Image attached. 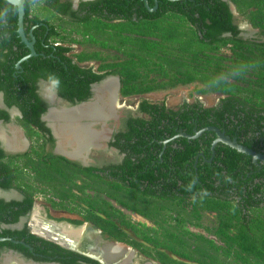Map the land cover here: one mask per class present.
Wrapping results in <instances>:
<instances>
[{"label": "trees", "instance_id": "trees-1", "mask_svg": "<svg viewBox=\"0 0 264 264\" xmlns=\"http://www.w3.org/2000/svg\"><path fill=\"white\" fill-rule=\"evenodd\" d=\"M226 1L147 0L150 9L157 5L149 12L143 0H97L86 4L91 17L71 27L82 33L81 44L115 52L106 57L100 51H83L74 58L79 63L99 61L98 72L117 75L123 98L194 84L196 95L219 97L211 108L196 101L184 102L175 111L142 100L139 111L144 117L130 119L126 133L115 137V145L127 153L121 165L109 167L104 177L96 169L75 166L66 173L75 175L80 185L62 177V186L73 185L82 193L75 199L88 206L82 212L86 220L147 256L154 254L161 264H264V165L259 169L250 157L222 144L213 154L211 132L194 140L178 137L162 150L163 141L208 127L255 152L260 145L264 148V0ZM229 3L258 30L259 39L239 36ZM32 4H25V16ZM16 29V9L0 0L1 49L8 44L2 39L5 32L18 43ZM67 51H60V73L48 77L59 83L63 97L82 101L89 97L88 85L103 75L71 66ZM110 58L112 63H104ZM86 189L94 195L84 194ZM102 195L157 228L131 224ZM4 206L0 203L1 211ZM203 213L214 214L212 227L202 224ZM186 225L203 229L216 241L189 232ZM121 228L141 242L130 241Z\"/></svg>", "mask_w": 264, "mask_h": 264}, {"label": "flooded vegetation", "instance_id": "flooded-vegetation-1", "mask_svg": "<svg viewBox=\"0 0 264 264\" xmlns=\"http://www.w3.org/2000/svg\"><path fill=\"white\" fill-rule=\"evenodd\" d=\"M27 1L33 4L31 12L27 16L24 14L23 19L26 43L21 40L17 26L14 39H19L18 43H13L10 32H5L2 39L8 44L4 49L0 48V203L5 205L4 211L0 207V264H161L153 258L154 254L147 256L130 243L115 239L86 220L82 212L89 210L88 206L75 199L82 193L73 185L62 186L61 183L63 177V180L68 178L80 185L75 175L66 173L75 171V166L96 169L95 174L104 177L109 174V167L121 165L127 153L115 145V137L126 133L130 119L144 117L139 111L141 102L136 115L121 111L119 102L126 98L120 95L121 84L117 75L98 72L99 61L79 63L74 58L83 51H100L106 57L115 54L112 50L100 49L89 43L81 44L82 33L71 30L78 21L91 17V8L86 4L97 0H26L25 4ZM230 4L235 23L239 19L254 32L253 36H246V32L236 24L239 36L259 39L258 30L243 20L235 8L233 11ZM3 23L7 25L6 19ZM61 49L68 50L64 56L71 60V66L91 69L93 73L103 75L100 81L88 85L89 97L85 100L79 101L77 96L71 99L63 97L59 83L48 77L60 73ZM104 63H112L111 58ZM109 84L115 94L112 103H108V96L104 93ZM89 106H94L93 116L85 113ZM67 125L81 128L85 137L90 136L88 145L81 148L80 153L75 152L79 156H69L75 151L76 144L72 143ZM108 128L112 129L109 137L106 136ZM177 136L163 141L162 150ZM103 142L106 145L101 144ZM119 142L123 146L124 140ZM260 147L257 153L264 155V148ZM99 150H111L119 159L102 167L93 165L89 160L90 153ZM60 159L69 165H63ZM261 165H257L259 169ZM82 179L85 178L82 176ZM146 186L144 183L143 187ZM84 194L93 196L94 192L86 189ZM60 197L66 199L61 200ZM102 198L131 224L157 228L139 214L117 205L104 195ZM77 204L80 205L79 210ZM213 216L203 213L202 224L212 227L215 224ZM135 217L136 221L133 220ZM121 229L130 241L141 242L130 230ZM186 229L216 241L201 228L197 230L186 225Z\"/></svg>", "mask_w": 264, "mask_h": 264}, {"label": "rangeland", "instance_id": "rangeland-1", "mask_svg": "<svg viewBox=\"0 0 264 264\" xmlns=\"http://www.w3.org/2000/svg\"><path fill=\"white\" fill-rule=\"evenodd\" d=\"M236 24L243 29L246 33V36L250 35L253 36V31H251L249 28H246V23L243 21H238ZM249 29V30H247ZM197 87L196 84L190 85L187 87H178L173 90L168 91H158L155 93H151L142 97H130L120 100L119 106L122 107L121 111L124 112H130L133 115H136V110L138 108L139 103L142 100H145L151 104H164L166 109L170 110H177L182 104L185 102L187 104H193L194 102L198 101L201 103V105L205 108H211L217 105L219 101V97L217 95H206V96H198L195 94V88ZM111 130L108 128L109 134L106 136L111 135ZM103 145H106L105 142L101 143ZM104 147V146H101ZM101 149V148H100ZM107 150V149H106ZM104 152H93L90 153L89 160L90 162L96 166H104L105 163H116V161L119 159L113 151L109 150ZM137 218H133L134 221H136ZM202 233V231H197Z\"/></svg>", "mask_w": 264, "mask_h": 264}, {"label": "water", "instance_id": "water-1", "mask_svg": "<svg viewBox=\"0 0 264 264\" xmlns=\"http://www.w3.org/2000/svg\"><path fill=\"white\" fill-rule=\"evenodd\" d=\"M6 3H8L9 5H11L12 7H14L17 11V26H18V33L19 36L21 37V40L26 43L24 35H23V19H24V14H25V10H24V5H25V1L26 0H3ZM172 1V0H169ZM224 2H227L226 0H222ZM144 5L146 7V9L149 12H154L157 8V5L155 4L154 8L150 9L148 6V2L147 0H143ZM231 8L234 11V7L232 6V4H230ZM203 132H211L215 135V140L213 141L212 145H211V151L214 154V149L216 147L217 144H222L242 155H245L247 157L251 158V162L254 165H258V164H262L264 165V155L257 153L253 150H250L242 145H240L236 139H230L229 137H227L223 132H220L218 129L214 128V127H208L205 129H202L199 132H195V134L193 136H188L185 134H180L177 137H182V138H186L188 140H194L196 138H198ZM176 137V138H177ZM202 156V155H200Z\"/></svg>", "mask_w": 264, "mask_h": 264}, {"label": "bare ground", "instance_id": "bare-ground-1", "mask_svg": "<svg viewBox=\"0 0 264 264\" xmlns=\"http://www.w3.org/2000/svg\"><path fill=\"white\" fill-rule=\"evenodd\" d=\"M112 85H108L107 87L104 88V93L106 94V96H108V103H112L113 101V96L115 95L114 94V89L111 87ZM93 107L94 106H89V107H86L85 108V113L88 115V116H93L94 113H92L93 110ZM66 127V126H65ZM69 129V135L72 136V143L73 145L76 144V149L75 151L73 150L71 154H69V156L73 157V156H79L78 154L76 153H80L81 152V148L83 147H86L88 145V142L91 140L90 139V136L87 135L85 137V133L84 131L81 129V128H73V126H68L67 127ZM70 138V137H68ZM74 149V148H73ZM76 152V153H75Z\"/></svg>", "mask_w": 264, "mask_h": 264}]
</instances>
